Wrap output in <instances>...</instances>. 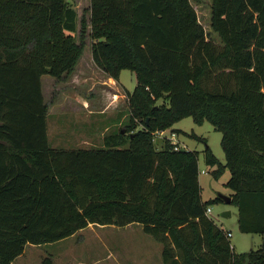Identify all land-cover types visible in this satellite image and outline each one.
<instances>
[{"label": "trees", "instance_id": "16d2710c", "mask_svg": "<svg viewBox=\"0 0 264 264\" xmlns=\"http://www.w3.org/2000/svg\"><path fill=\"white\" fill-rule=\"evenodd\" d=\"M191 1L90 0L78 29L69 0H0V264L90 225L141 226L163 264H264V247L236 253L206 215L223 201L203 200L198 153L155 147L177 122L208 120L226 164L209 147L206 164L229 170L239 230L264 236V0H212L219 44ZM87 36L105 75L136 76L129 123L100 148H52L42 78L69 76Z\"/></svg>", "mask_w": 264, "mask_h": 264}, {"label": "rangeland", "instance_id": "374dc122", "mask_svg": "<svg viewBox=\"0 0 264 264\" xmlns=\"http://www.w3.org/2000/svg\"><path fill=\"white\" fill-rule=\"evenodd\" d=\"M191 2L200 23L219 44V38L210 27L212 0ZM69 3L78 14L80 29L82 18L88 22L90 0H69ZM109 79L92 59L91 40L88 36L83 55L69 76L60 80L50 76L42 78L43 96L48 105V137L52 148H100L106 137L125 129L129 123L126 93L135 90L136 76L124 70L118 82ZM86 101L87 108L83 106ZM88 111H94L93 115ZM91 125L94 132L90 129ZM172 138L180 147L198 153L199 182L204 201L232 195V191L226 187L230 180L229 170L216 179L214 173L217 166L210 167L205 161V150L209 147L216 159L222 165L226 164L221 146L222 134L208 120L198 124L194 118L189 117L174 124L172 129L159 132L154 138L156 149H161ZM210 209V217L214 222L225 232L231 233L230 242L236 253H248L264 247V236L244 234L239 230L238 210L234 205L219 202L210 206ZM225 212H230V217H223ZM93 227L85 229L74 238L55 244L29 245L25 249L26 254L16 264H42L47 257H51L54 264H145L142 258H147L149 253L156 258L154 261L157 262L159 257L162 263L161 245L139 226L103 230ZM155 246L160 252L158 257L155 254L156 248L151 250Z\"/></svg>", "mask_w": 264, "mask_h": 264}, {"label": "crops", "instance_id": "0c3cea01", "mask_svg": "<svg viewBox=\"0 0 264 264\" xmlns=\"http://www.w3.org/2000/svg\"><path fill=\"white\" fill-rule=\"evenodd\" d=\"M109 80H112V81H113L114 79L110 78ZM87 104H88V102L86 101V102L83 103V106H84L85 108H87ZM88 112H89L90 115H93V112H94V111H88ZM90 117H93V116H90ZM90 129L92 130V132H94V131H93L94 128H92V125L90 126ZM133 226H139V225H128V226L124 227V229H125V228H126V229H127V228H132ZM95 227L100 228L101 230H103V229H107V228H112V229H122V228H117V227H114V226H108V227L95 226ZM91 228H92V229L94 228L93 225H90V226H89L88 228H86V229H91ZM139 228H141V230H142V227H141V226H139ZM84 230H85V229H84ZM84 230L78 232L76 235L81 234L82 232H84ZM76 235H74V236L71 237V238H74ZM69 240H70V239H69ZM161 247H162V246H161ZM155 248H156V246L153 247V248H151V250H153V249H155ZM153 253H154V251H153ZM25 254H26V252H24V254H23L22 256H20L19 258H17L12 264H16V262H17L18 260H20ZM155 254H156V257H158V256L160 255V252H159V249H158V248L155 249ZM161 258H162V250H161ZM142 260H143V262H145V264H163V262L161 263V262L159 261V257H158L157 262L154 261V260H156V258L153 257L151 253H149V255L147 256V258H146V257L142 258ZM161 261H162V260H161Z\"/></svg>", "mask_w": 264, "mask_h": 264}, {"label": "built area", "instance_id": "2783aa9c", "mask_svg": "<svg viewBox=\"0 0 264 264\" xmlns=\"http://www.w3.org/2000/svg\"><path fill=\"white\" fill-rule=\"evenodd\" d=\"M157 134H158V133H157ZM170 140H172V141H171V142H172V145L174 146V149H175L176 151L182 148V147H180V146L175 142V139H174V138H172V139H170ZM211 213H212L211 209L208 208V209H207V212H206V215L210 217ZM227 236H228V238H231L232 235H231V233H227Z\"/></svg>", "mask_w": 264, "mask_h": 264}, {"label": "water", "instance_id": "95a60500", "mask_svg": "<svg viewBox=\"0 0 264 264\" xmlns=\"http://www.w3.org/2000/svg\"><path fill=\"white\" fill-rule=\"evenodd\" d=\"M185 150V149H183ZM223 202H225L226 204L228 205H231V202H232V198L231 197H226V196H220L219 197ZM223 217L227 218V217H230V212H225L222 214Z\"/></svg>", "mask_w": 264, "mask_h": 264}]
</instances>
